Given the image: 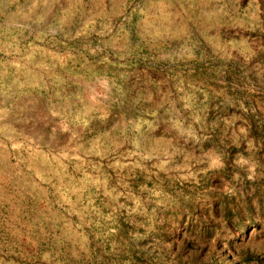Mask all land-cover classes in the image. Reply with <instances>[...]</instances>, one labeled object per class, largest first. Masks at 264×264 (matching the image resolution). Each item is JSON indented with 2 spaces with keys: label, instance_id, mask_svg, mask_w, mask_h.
Listing matches in <instances>:
<instances>
[{
  "label": "rangeland",
  "instance_id": "1",
  "mask_svg": "<svg viewBox=\"0 0 264 264\" xmlns=\"http://www.w3.org/2000/svg\"><path fill=\"white\" fill-rule=\"evenodd\" d=\"M0 264H264V0H0Z\"/></svg>",
  "mask_w": 264,
  "mask_h": 264
}]
</instances>
